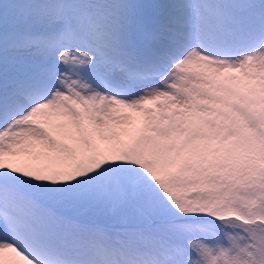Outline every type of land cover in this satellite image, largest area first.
I'll return each instance as SVG.
<instances>
[{
	"label": "snow or ice",
	"instance_id": "6c2138e0",
	"mask_svg": "<svg viewBox=\"0 0 264 264\" xmlns=\"http://www.w3.org/2000/svg\"><path fill=\"white\" fill-rule=\"evenodd\" d=\"M0 264H264V0H0Z\"/></svg>",
	"mask_w": 264,
	"mask_h": 264
}]
</instances>
